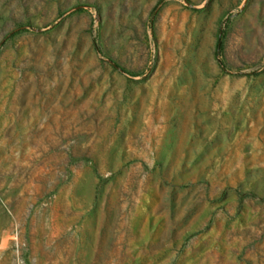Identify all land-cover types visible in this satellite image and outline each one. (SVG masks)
Instances as JSON below:
<instances>
[{"label": "rangeland", "instance_id": "374dc122", "mask_svg": "<svg viewBox=\"0 0 264 264\" xmlns=\"http://www.w3.org/2000/svg\"><path fill=\"white\" fill-rule=\"evenodd\" d=\"M0 264H264V0H0Z\"/></svg>", "mask_w": 264, "mask_h": 264}]
</instances>
